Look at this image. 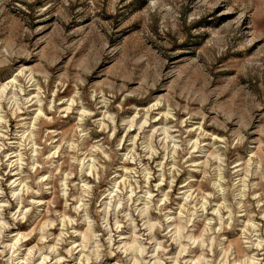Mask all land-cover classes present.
<instances>
[{"label":"rangeland","instance_id":"1","mask_svg":"<svg viewBox=\"0 0 264 264\" xmlns=\"http://www.w3.org/2000/svg\"><path fill=\"white\" fill-rule=\"evenodd\" d=\"M40 262L264 264V0H0V264Z\"/></svg>","mask_w":264,"mask_h":264},{"label":"bare ground","instance_id":"2","mask_svg":"<svg viewBox=\"0 0 264 264\" xmlns=\"http://www.w3.org/2000/svg\"><path fill=\"white\" fill-rule=\"evenodd\" d=\"M166 137H167V136H166ZM92 165H93V164H92ZM149 229H150V228H149ZM138 249H139V248H138ZM44 260H45V259H44ZM57 261H58V260H57ZM86 262H87V261H86ZM40 263H41V262H40ZM40 263H39V264H40ZM41 264H42V263H41Z\"/></svg>","mask_w":264,"mask_h":264}]
</instances>
